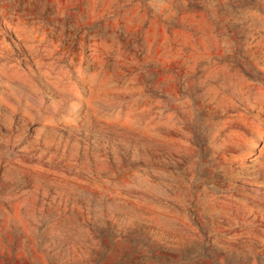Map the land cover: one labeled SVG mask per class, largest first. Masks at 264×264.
<instances>
[{"label":"rangeland","instance_id":"1","mask_svg":"<svg viewBox=\"0 0 264 264\" xmlns=\"http://www.w3.org/2000/svg\"><path fill=\"white\" fill-rule=\"evenodd\" d=\"M0 264H264V0H0Z\"/></svg>","mask_w":264,"mask_h":264}]
</instances>
